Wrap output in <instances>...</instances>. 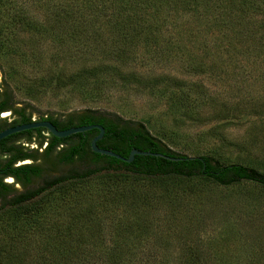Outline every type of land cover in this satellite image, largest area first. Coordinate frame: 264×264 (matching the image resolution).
<instances>
[{"label": "trees", "instance_id": "trees-1", "mask_svg": "<svg viewBox=\"0 0 264 264\" xmlns=\"http://www.w3.org/2000/svg\"><path fill=\"white\" fill-rule=\"evenodd\" d=\"M55 7L43 17L44 24L24 14L10 19L8 26L9 34L16 28L29 34L33 42L27 51L8 48L23 61L38 62L43 54L34 43L51 35L54 51L50 57L78 65L66 75L40 79L43 88L53 82V87L72 88L86 99L99 96L102 89L118 83L123 74L120 66L137 64L143 53L150 57L176 55L189 72L221 73L227 62L235 64L241 56L245 67L264 69V0H55ZM173 26L181 28L175 31ZM182 27L188 35L184 48L180 47L184 42ZM123 75L139 81L137 74ZM159 80L154 78L153 85ZM26 109L14 106L7 84L0 86V113H11L10 121L0 118V130L31 122ZM36 120H47L58 130L99 124L103 134L96 145L124 157L135 148L181 159L135 155L125 163L93 153L89 141L98 133L96 129L56 138L43 128H33L4 137L0 140V264H235L209 260L195 246H186L178 260H167L147 244L136 243L149 236L145 221L115 228L109 224L123 216L119 217L118 211L135 214L150 206V199L133 190L139 181L203 180L222 187L250 183L264 189V169L223 162L207 154L178 153L142 122L108 111L84 108L53 112ZM23 142L34 143L36 148ZM41 145L43 164H36V149ZM23 159L31 162L16 164ZM39 180L40 185H33ZM91 181L97 183L95 196L85 191L79 194L77 187ZM71 190L89 197L92 203L70 213L66 222L51 216L48 211L52 208L82 205L79 195L70 194ZM104 220H108L106 226ZM102 227L110 230L103 233ZM29 251L36 256L33 263L27 259ZM254 262L258 261L243 264Z\"/></svg>", "mask_w": 264, "mask_h": 264}, {"label": "rangeland", "instance_id": "rangeland-1", "mask_svg": "<svg viewBox=\"0 0 264 264\" xmlns=\"http://www.w3.org/2000/svg\"><path fill=\"white\" fill-rule=\"evenodd\" d=\"M55 9V0H0V86H9L14 106L26 107L31 121L53 112H76L84 108L108 111L142 122L153 136L178 153L207 154L223 162L264 169V164H260L264 162L263 68L245 67L241 56L235 64L227 62L221 73L189 72L176 55L150 57L143 53L137 64L120 66L123 74H137L139 81L121 74L118 83L111 89H102L99 96L86 99L72 88L53 87V82L43 88L40 79L66 75L78 65L50 57L54 51L51 35L34 43L43 54L38 62L36 59L23 61L16 53L8 52V48L14 46L27 51L33 42L29 34L19 29L9 34L8 26L10 19L16 20L24 14L44 24L43 17ZM176 27L173 26L175 31L181 28ZM187 36L182 27L181 48ZM156 77L160 80L153 85ZM183 94L187 96L185 99ZM0 116L11 120L9 112ZM23 145L35 147L34 143L23 142ZM64 170L65 167L59 168L57 174ZM4 181L11 183L12 180L5 178ZM40 184V180L33 182V185ZM96 186V181H91L77 190L79 194L85 191L94 197ZM14 187L19 189L18 185ZM133 190L150 199V206L139 203L145 207L135 214L118 211L117 215L123 216L109 225L115 228L122 223L145 221L149 236L136 243L147 244L161 258L178 260L186 246H195L209 260L235 264L255 260L256 264H264L263 188L250 183L222 187L203 180H175L160 184L139 181ZM70 194L75 196L76 192L71 190ZM78 199L82 204L79 207L64 206L48 212L66 222L70 213L92 203L84 195ZM107 221H103L104 226ZM102 228L103 233L110 230ZM27 259L36 261L34 251L28 252ZM93 261L94 258L90 262Z\"/></svg>", "mask_w": 264, "mask_h": 264}, {"label": "water", "instance_id": "water-1", "mask_svg": "<svg viewBox=\"0 0 264 264\" xmlns=\"http://www.w3.org/2000/svg\"><path fill=\"white\" fill-rule=\"evenodd\" d=\"M33 128H43L46 130V132L53 137L56 138H64L68 135L75 134V133H82L84 131H88L90 129H96L98 130V133L92 137L89 141V147L90 150L93 153H97L100 155H106L109 157L116 158L120 161H123L125 163H129L132 161L133 157L135 155H144V156H154V157H160L164 158L170 161H176L180 160L181 158H176V157H170L162 153H156V152H150V151H143V150H137L135 148H131L127 154L126 157L121 156L119 154H116L115 152L104 149V148H99L96 145V141L99 140L102 137L103 134V128L99 124H87V125H79V126H71L66 129L58 130L55 128L53 124H51L47 120H36V121H31L27 123H20V124H15L12 126L5 127L0 130V140L3 139L4 137L17 133L20 131L28 130V129H33Z\"/></svg>", "mask_w": 264, "mask_h": 264}, {"label": "flooded vegetation", "instance_id": "flooded-vegetation-1", "mask_svg": "<svg viewBox=\"0 0 264 264\" xmlns=\"http://www.w3.org/2000/svg\"><path fill=\"white\" fill-rule=\"evenodd\" d=\"M5 112H9V114L11 115L10 111H3V112L0 113V115H1L2 113H5ZM0 118H2V117L0 116ZM94 136H95V135H94ZM94 136H93V137H94ZM101 138H102V137H101ZM101 138H100V139H101ZM34 148H36V147H34ZM42 148H43V145H41V147H39V148L36 149L37 159L34 161V163H36V164H43L42 159H41V156L39 155V154H41V152H42ZM99 148H101V147H99ZM104 149H105V148H104ZM30 162H31L30 159H23V160H21V161H17L16 164H24V163H30Z\"/></svg>", "mask_w": 264, "mask_h": 264}]
</instances>
